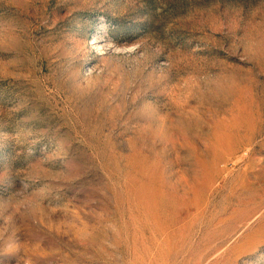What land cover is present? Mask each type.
Instances as JSON below:
<instances>
[{"label":"rangeland","instance_id":"rangeland-1","mask_svg":"<svg viewBox=\"0 0 264 264\" xmlns=\"http://www.w3.org/2000/svg\"><path fill=\"white\" fill-rule=\"evenodd\" d=\"M0 264H264V0H0Z\"/></svg>","mask_w":264,"mask_h":264},{"label":"bare ground","instance_id":"bare-ground-1","mask_svg":"<svg viewBox=\"0 0 264 264\" xmlns=\"http://www.w3.org/2000/svg\"><path fill=\"white\" fill-rule=\"evenodd\" d=\"M101 39V38H100ZM102 46H104V44H102V43H97V47L98 48H101Z\"/></svg>","mask_w":264,"mask_h":264}]
</instances>
